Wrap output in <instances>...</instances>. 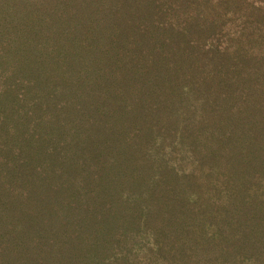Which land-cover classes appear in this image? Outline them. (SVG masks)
<instances>
[{
	"label": "trees",
	"instance_id": "16d2710c",
	"mask_svg": "<svg viewBox=\"0 0 264 264\" xmlns=\"http://www.w3.org/2000/svg\"><path fill=\"white\" fill-rule=\"evenodd\" d=\"M0 264H264V0H0Z\"/></svg>",
	"mask_w": 264,
	"mask_h": 264
},
{
	"label": "rangeland",
	"instance_id": "374dc122",
	"mask_svg": "<svg viewBox=\"0 0 264 264\" xmlns=\"http://www.w3.org/2000/svg\"><path fill=\"white\" fill-rule=\"evenodd\" d=\"M236 23H238V22H236Z\"/></svg>",
	"mask_w": 264,
	"mask_h": 264
}]
</instances>
